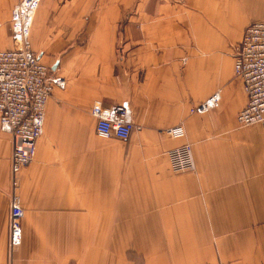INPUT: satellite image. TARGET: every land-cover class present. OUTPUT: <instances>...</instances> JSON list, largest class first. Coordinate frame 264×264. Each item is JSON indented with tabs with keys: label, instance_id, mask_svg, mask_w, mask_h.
Listing matches in <instances>:
<instances>
[{
	"label": "crops",
	"instance_id": "0c3cea01",
	"mask_svg": "<svg viewBox=\"0 0 264 264\" xmlns=\"http://www.w3.org/2000/svg\"><path fill=\"white\" fill-rule=\"evenodd\" d=\"M19 1L0 0V50L11 47ZM256 21H264V0H41L32 48L68 86L50 97L45 134L17 188L13 139L0 127V264H92L93 255L100 264L117 237L137 235L132 222L181 220L202 223L180 236L204 238V249L218 238L221 261L264 264V123L238 122L248 96L234 72L235 46ZM217 91L219 106L199 129L181 139L165 133L189 127L190 110ZM96 101L130 103L136 128L128 142L97 136L96 119L84 118ZM185 143L195 168L176 175L168 151ZM14 193L26 217L22 244L11 250ZM143 201L176 202L164 215ZM178 201L219 209L181 217Z\"/></svg>",
	"mask_w": 264,
	"mask_h": 264
},
{
	"label": "built area",
	"instance_id": "2783aa9c",
	"mask_svg": "<svg viewBox=\"0 0 264 264\" xmlns=\"http://www.w3.org/2000/svg\"><path fill=\"white\" fill-rule=\"evenodd\" d=\"M41 0H20L13 8L10 21L12 47L0 50V127L12 136L11 182L19 184L21 171L32 163L37 143L45 133L47 103L55 89L66 90L67 80L44 64L31 44V31ZM234 72L244 81L248 101L238 113L242 126L264 123V21L251 23L242 40L235 46ZM219 91L190 110L192 123L175 125L165 130L174 139L187 136L192 127L199 129L201 115L219 106ZM96 119L95 131L103 139L128 141L136 125L128 101L111 106L96 101L91 107ZM189 128V129H188ZM194 130V131H195ZM171 167L176 172L195 168L192 146L185 143L168 151ZM26 211L14 193L10 202L9 245L11 250L22 244L23 219Z\"/></svg>",
	"mask_w": 264,
	"mask_h": 264
},
{
	"label": "rangeland",
	"instance_id": "374dc122",
	"mask_svg": "<svg viewBox=\"0 0 264 264\" xmlns=\"http://www.w3.org/2000/svg\"><path fill=\"white\" fill-rule=\"evenodd\" d=\"M12 45L13 43L11 40V47ZM203 116L204 115H201L200 118H202ZM89 117H93L91 114V109L89 112L84 114L85 119H90ZM197 124L199 127L201 125V121L198 122ZM191 129L193 131L195 130L194 127H192ZM106 140H110V139H106ZM117 140L119 139H116V141ZM173 172L176 175L188 173V172H176L174 170ZM143 202L146 210L147 208L145 206V203L148 204L147 207L149 210H152V206H153L155 212L163 210L164 215H166L168 214V212L169 213L171 212V210L173 209V202L175 203L176 201H143ZM162 202L164 203L163 206H161ZM178 203H180L179 206L175 204L174 205L176 206V208L180 209L181 217H188L189 215L191 217H197V216L201 217L203 216V214L205 215H208L209 213L216 214L218 213V209H219L218 205H214V204L209 205L210 201H178ZM131 224H132L133 235L134 233H136L137 235L133 236L132 238L117 237L116 252L111 255L108 253L100 254L98 256L100 264H111V262L109 263L108 261L109 260L111 261L112 257L115 258L114 261L115 264H231L230 261L220 260L219 251L217 250V246H216L218 238L210 239L212 241L211 249L209 248L204 249L202 246L203 241L205 240L204 238L203 239L200 237L187 238L180 236L185 233V231H180V230L188 228L189 226L192 229L193 226L201 225L202 223L200 222H187L181 220L178 222L165 221V222L140 223L134 221ZM123 225H124L123 221L117 222V231H121L123 229ZM121 233L127 234L128 232L126 230ZM141 233L144 234V236H141ZM148 233L157 234V237H149L146 235ZM160 233H163L164 236H160ZM63 257H65V255H61V258ZM53 264H65V263L60 261H54ZM84 264H88V262H84ZM92 264H97L96 255H93Z\"/></svg>",
	"mask_w": 264,
	"mask_h": 264
}]
</instances>
